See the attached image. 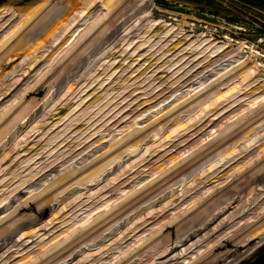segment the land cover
I'll return each instance as SVG.
<instances>
[{"label":"rangeland","instance_id":"obj_1","mask_svg":"<svg viewBox=\"0 0 264 264\" xmlns=\"http://www.w3.org/2000/svg\"><path fill=\"white\" fill-rule=\"evenodd\" d=\"M250 24L174 0H0V264H264Z\"/></svg>","mask_w":264,"mask_h":264},{"label":"trees","instance_id":"obj_2","mask_svg":"<svg viewBox=\"0 0 264 264\" xmlns=\"http://www.w3.org/2000/svg\"><path fill=\"white\" fill-rule=\"evenodd\" d=\"M195 8L198 13L219 17L240 28L244 39L255 37L256 30L250 24H259L264 32V0H174ZM185 10L180 8V11ZM259 16V18H257ZM243 29V32L241 30ZM249 30L248 33H245Z\"/></svg>","mask_w":264,"mask_h":264},{"label":"bare ground","instance_id":"obj_3","mask_svg":"<svg viewBox=\"0 0 264 264\" xmlns=\"http://www.w3.org/2000/svg\"><path fill=\"white\" fill-rule=\"evenodd\" d=\"M263 89H264V88H262L261 91H262ZM254 95H255V93H254ZM254 99H255V97H251L248 103H250V102H252V101H255ZM248 103H247V104H248ZM251 123H252V122H251ZM251 123H248V124H251ZM75 127H76V126H75ZM228 138H229V137H228ZM228 138H227V139H228ZM227 139H226V140H227ZM16 145H17V142H15L14 140L6 142V144L4 145L5 152H6V151L8 152V151L13 150V149L15 148ZM45 172H46V171L40 173L39 177H41ZM92 176H94V174H92ZM39 177H37V178H39ZM37 178L35 177V179H34L32 182H34ZM154 178H156L155 175L152 176V177H151V180H149V181L146 183V185H144V186H148V185H150L152 182H154V181H153V180H155ZM2 185H4V181L2 182V184H1L0 186H2ZM77 208H78V207H77ZM52 243H54V241H53ZM52 243H48L47 246H49V247L52 246V245H51ZM54 247H55V250H57V249L60 248V245H59V244H55ZM44 248H45V247H44Z\"/></svg>","mask_w":264,"mask_h":264}]
</instances>
